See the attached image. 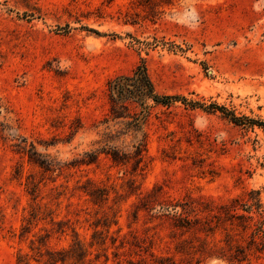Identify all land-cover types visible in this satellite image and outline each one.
Masks as SVG:
<instances>
[{"label":"rangeland","instance_id":"obj_1","mask_svg":"<svg viewBox=\"0 0 264 264\" xmlns=\"http://www.w3.org/2000/svg\"><path fill=\"white\" fill-rule=\"evenodd\" d=\"M253 199L264 0H0V264H264Z\"/></svg>","mask_w":264,"mask_h":264},{"label":"trees","instance_id":"obj_2","mask_svg":"<svg viewBox=\"0 0 264 264\" xmlns=\"http://www.w3.org/2000/svg\"><path fill=\"white\" fill-rule=\"evenodd\" d=\"M109 87L112 95L123 99H132L137 103H142L144 99H151L154 103L163 104L165 99L168 100V98L159 99L154 95L153 85L143 65L138 66L131 76L121 77L110 82ZM242 208L246 215L240 218L252 229L250 233L252 242L258 241L259 250H264V209L255 199L251 205L244 204ZM253 208L254 211H252Z\"/></svg>","mask_w":264,"mask_h":264}]
</instances>
